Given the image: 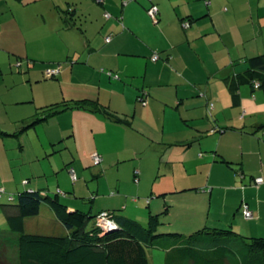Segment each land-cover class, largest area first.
<instances>
[{
	"label": "crops",
	"instance_id": "crops-1",
	"mask_svg": "<svg viewBox=\"0 0 264 264\" xmlns=\"http://www.w3.org/2000/svg\"><path fill=\"white\" fill-rule=\"evenodd\" d=\"M13 1L30 4L42 28L31 38L26 24L5 15V0H0V129L17 132L23 120L40 117L49 104L75 100L94 101L121 121L94 110L93 102L69 108L17 135H0V167L10 159L6 142L23 137V149L31 128L39 141L37 157L44 156V147L49 148L42 150L46 154L60 151V162L51 165L65 179L66 167L81 171L85 164L79 154L81 137L88 142L89 158L101 156V163L92 166L99 173L119 168L128 158L125 153L141 152V137L158 139L162 153L173 152L161 161L168 186L157 193L171 198L186 189L179 194L193 193L195 201L185 203L177 216H191L194 228H232L246 237H264V92L245 77L248 58L264 52V0ZM69 5L73 11L67 14ZM152 5L157 9L154 18L148 13ZM7 8L14 14L13 6ZM153 54H158L155 61ZM49 70L56 72L49 76ZM142 93L145 101L137 97ZM28 106L34 107L32 115L21 114L19 127L15 124L12 130L11 110ZM52 121V131L39 132L38 125ZM136 165L132 177L136 169L139 179L148 181L142 165ZM30 171L13 186L2 173L0 182L8 190L38 188L34 178L40 174ZM257 176L263 182L254 185ZM105 179L110 187L123 189V179ZM80 186V181L72 184L73 192ZM123 199L117 197V205ZM164 199L169 215L171 199L165 196L162 203ZM125 201L124 209L131 208ZM242 201L252 211L251 219L242 216ZM157 203L133 206L140 209L135 220L146 224L147 213H153ZM3 211L4 216L17 213L14 206ZM58 231L69 233L63 226Z\"/></svg>",
	"mask_w": 264,
	"mask_h": 264
},
{
	"label": "trees",
	"instance_id": "trees-1",
	"mask_svg": "<svg viewBox=\"0 0 264 264\" xmlns=\"http://www.w3.org/2000/svg\"><path fill=\"white\" fill-rule=\"evenodd\" d=\"M72 11V6L69 5L65 13L69 14ZM153 55L158 56V54ZM248 64L249 68L245 72L246 79L253 88H260L264 92V52L248 58ZM256 83L257 87H255ZM143 96L144 93L138 94L137 97L140 101H145ZM91 102L95 103L94 110L107 114V117L115 122L121 121L114 114L107 113L103 107L97 106L94 101H63L49 104L47 106L49 108L44 110L46 112L40 117L32 115L23 120L19 131L6 133L0 129V135L4 133L17 135L20 131L26 130V127L30 128L49 116L72 107H83L84 104ZM209 108H212V103ZM91 157L92 166H98L102 161L101 156L98 162L94 161L93 155ZM66 170L74 184L73 178L76 175L74 168L66 167ZM70 170L74 172V177L70 174ZM96 173L100 175L99 171ZM138 180V172L135 169L133 181L138 183ZM20 182L25 184L27 180ZM7 190L0 186V200L5 198L7 202L2 206H14L17 213L4 216L7 225L3 229L17 233V237L0 239V243L3 245L6 241L14 240L17 248L16 264H149L147 248L165 251L164 264H186V262L189 264H264V237H246L232 228L207 225L197 228L190 234H184L178 231L180 230L178 228L165 232L160 217L167 212L166 204H163L164 208L161 207L158 212H148L146 224L123 214H116L115 208L119 205L124 208L125 205V196L118 193L117 187L116 190L111 189L104 198L95 199L97 195L81 197L87 202H79L76 200V194H73L74 197L71 198L69 197L71 195H66L59 188L54 189L53 193L47 187L42 189L20 187L10 192ZM184 190L186 189L178 190L177 193ZM120 196L124 199L117 205L115 199ZM157 196H162L163 200L166 192ZM66 197L71 201H66ZM96 201L97 208L92 206V203ZM42 204L49 207L62 224L61 226L69 232L67 235H44L24 230L25 219L38 215ZM245 207L249 209L248 204L242 201L240 211L243 217ZM101 214H104L106 219L111 220L115 226L103 229L98 225L97 218ZM89 220H91V227L88 229L86 223ZM228 257L230 258L226 260ZM3 260L0 259V264H5Z\"/></svg>",
	"mask_w": 264,
	"mask_h": 264
},
{
	"label": "rangeland",
	"instance_id": "rangeland-1",
	"mask_svg": "<svg viewBox=\"0 0 264 264\" xmlns=\"http://www.w3.org/2000/svg\"><path fill=\"white\" fill-rule=\"evenodd\" d=\"M5 8V15L7 17H10L11 14L13 15V18L17 21L19 24H26L24 26V29H29L31 32V38H34L35 36H32V33L37 32V29L42 28V25L38 24V18L35 9L31 8L30 4L19 3L17 1L13 0H5V3H3ZM2 7V5H0ZM7 6H13L15 8L14 14L7 8ZM3 14L0 13V16ZM23 18L26 19V22H23ZM20 19V20H19ZM24 61V60H23ZM22 61V62H23ZM26 61V60H25ZM24 64V63H23ZM29 91V89H28ZM30 92V91H29ZM27 94H29L27 92ZM31 94V93H30ZM21 108V107H20ZM34 111V107L28 106L21 108V110L17 111L15 109H12L10 112V116L12 117V123L10 124V128L12 130L15 128V124L20 125L19 120L22 119L21 114H25V116L32 115V112ZM68 118V117H67ZM29 120V119H28ZM7 121V120H5ZM67 121V120H65ZM46 123V122H45ZM6 125V124H4ZM16 125V126H17ZM54 122H51V125L45 124L44 126L38 125L39 132H44L43 130L46 129L49 132L52 131L54 128ZM33 130H30L26 135H24L25 140V147L22 149V138L14 137L12 136L11 142H6L7 149L5 150L6 153L9 155V160L2 161V165L0 167V176L2 173V178L4 181H8V185L13 186L15 184V179L18 178L21 174L25 175L28 173L30 175L31 171H37L40 175L35 177L34 180L38 181L40 183L38 189L42 188H49L50 192L53 193V190L57 188V182L60 180L61 183V191L65 192L66 195H71V198L74 197L73 194H76V200L79 202H87L84 201L81 197H88V196H94L96 198H104L107 193L111 189L116 190V185L109 186L106 179L109 181H115L116 178L123 179L122 181V190L119 189L118 193H121L125 198L128 199V206L131 208L128 209H135L136 214L130 212L128 209L124 210V208L117 206L115 209L116 214H123L127 217L136 219L138 208H133V206L137 207H143L148 208L149 202L153 203L158 202L156 206L153 207V209H158L157 211H160V208L163 207V204L168 205L166 200L165 202L161 203L162 196H157V191L161 189H165L168 186V182L165 181L166 178V172H164L165 164H163L161 161H166V153L171 154L173 150L171 151H164L162 153V147L159 144L158 139L152 140V138H146L141 137V140H139V145L141 146L142 150L141 152H138L135 156H132L131 154L125 153L124 156L128 157L124 162H120L116 167H110L108 170H105V173H99L98 175L94 169L92 168V157L89 152L90 150L87 148L88 142L87 140H84L82 137L79 138L80 141H78V147L79 154L82 159V161L85 162L84 166L80 169H76L74 167V170L76 172L75 177L73 178L74 183H77V181H80L82 186L78 187L77 192H73L71 189L72 187V180L68 177L65 179L66 175L60 173V171L57 170L56 167H52L51 163H53L54 166H56L60 160V151H49L46 153L45 150L49 148H42L40 154H44V156H38L36 155V148L39 145V141L37 140V137H35V130L34 128H31ZM38 132V133H39ZM43 141L46 143V138L43 136ZM166 139V137H165ZM166 141V140H165ZM45 149V150H44ZM176 149L174 150L173 155L176 154ZM162 153V154H161ZM120 154V153H119ZM159 157V158H158ZM89 160L90 165H87V161ZM136 164L142 165L144 169V173L149 176V180L144 182V180H141L140 178L138 181L139 183H135L133 181L132 173H133V167L137 168ZM42 166L45 167V170H47L46 173H42ZM81 167V166H80ZM57 172H56V171ZM135 170V169H134ZM30 171V172H29ZM67 173V171H66ZM5 176L7 178H5ZM129 178V180H125L124 178ZM26 180V179H25ZM100 182H97L99 181ZM21 181V180H20ZM3 182H0V186H2ZM139 185V188H138ZM114 187V188H113ZM8 192L13 190H7ZM173 195V194H171ZM166 199L170 201L171 205V213L169 215L164 214L160 217V220L163 221L162 227L163 231L166 232V230L169 229H181L178 230L180 232H183L184 234H190L193 233L197 228H194V226L191 225L192 217L186 216L185 218L181 219V217L177 216L178 212H182L183 208L185 207V203H195L193 200V193L189 192H183L181 194L176 193L174 197L169 198L168 195H166ZM126 202V201H125ZM148 202V203H147ZM5 198L0 200V239H6L10 237H17V233L11 232L8 229L5 228L6 222L4 218V211L2 204H6ZM124 203V202H123ZM88 205L89 203H85ZM199 206H202L203 203H197ZM153 205V204H151ZM92 206L97 208V201L96 203H92ZM197 208V206L195 207ZM93 209V207H92ZM185 209V208H184ZM190 214H192V210L190 211ZM167 217V218H166ZM5 223V224H4ZM62 224L56 219L53 212L49 209V207L46 204H42L41 209L39 211L38 215L27 217L25 228L24 230L29 233H38V234H44V235H62L58 231V226H61ZM171 225V226H170ZM179 225V226H178ZM195 225V224H194ZM178 226V227H177ZM91 227V220H89L86 223V228ZM167 227V228H166ZM193 227V228H192ZM196 227V226H195ZM7 243V244H6ZM0 243V259L3 260V263L5 264H16L17 263V248L14 243V240L6 241L3 245ZM147 257H148V263L149 264H164L166 252L161 249L156 248H147ZM2 254V257H1ZM230 257H228L226 260H228ZM186 264H189L186 262Z\"/></svg>",
	"mask_w": 264,
	"mask_h": 264
},
{
	"label": "built area",
	"instance_id": "built-area-1",
	"mask_svg": "<svg viewBox=\"0 0 264 264\" xmlns=\"http://www.w3.org/2000/svg\"><path fill=\"white\" fill-rule=\"evenodd\" d=\"M156 12H157L156 6L152 5V6H150V7L148 8V13L150 14V16H151L152 18H154ZM109 38H110V37L107 36V37L105 38V40L108 41ZM157 57H158L157 55H152L151 59H152V60H156ZM55 72H56V70H49V71H48V75L51 76V75H53ZM257 86H258V84L256 83V84H255V87H257ZM93 159H94L95 162H98V161L100 160V157H99L97 154H94V155H93ZM69 172H70V174L72 175V177H74V172H73L72 170H70ZM262 181H263V180H262L261 177H256V178L254 179V183H256V184H260ZM243 213H244V217H245V218H252V212H251L247 207H245V208L243 209ZM97 223H98V225H100L103 229H109V228H112V227L115 226L114 223H113L111 220L106 219V217L104 216V214L99 215V217L97 218Z\"/></svg>",
	"mask_w": 264,
	"mask_h": 264
}]
</instances>
